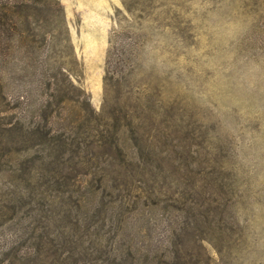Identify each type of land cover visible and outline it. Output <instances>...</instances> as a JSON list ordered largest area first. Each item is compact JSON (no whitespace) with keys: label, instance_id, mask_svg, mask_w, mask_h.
Listing matches in <instances>:
<instances>
[{"label":"rangeland","instance_id":"obj_1","mask_svg":"<svg viewBox=\"0 0 264 264\" xmlns=\"http://www.w3.org/2000/svg\"><path fill=\"white\" fill-rule=\"evenodd\" d=\"M0 264H264V0H0Z\"/></svg>","mask_w":264,"mask_h":264},{"label":"trees","instance_id":"obj_2","mask_svg":"<svg viewBox=\"0 0 264 264\" xmlns=\"http://www.w3.org/2000/svg\"><path fill=\"white\" fill-rule=\"evenodd\" d=\"M59 141V140H58Z\"/></svg>","mask_w":264,"mask_h":264}]
</instances>
